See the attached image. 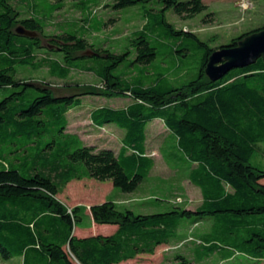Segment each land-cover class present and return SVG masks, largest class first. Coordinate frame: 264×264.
I'll return each mask as SVG.
<instances>
[{"label":"trees","instance_id":"trees-1","mask_svg":"<svg viewBox=\"0 0 264 264\" xmlns=\"http://www.w3.org/2000/svg\"><path fill=\"white\" fill-rule=\"evenodd\" d=\"M145 3H155V8L146 12L145 23L134 32L136 53L129 64L142 65V71L131 79L129 73L116 70L128 61L132 49L116 53L75 33L45 34L40 18L22 17L9 0H0V87L19 90L0 101V256L4 260L122 264L141 254L153 255L160 245L185 240L180 229L187 222L191 227L209 221L210 232L197 244L198 261L214 253L223 259L241 253L264 262V162L259 154L264 144V58L217 81L205 72L214 50L236 46L264 27L213 47L192 30L176 28L166 16L173 10L192 18L207 10L205 0H116L113 7ZM60 7L54 3L50 10ZM19 26L37 35H20ZM102 26L96 22L94 31ZM197 50L199 65L190 76L186 62ZM160 53L172 58L168 70L148 71ZM80 59L86 64L78 67L75 61ZM30 66L47 68L60 79L80 68L95 74L100 84L76 83L67 92H57L44 81L20 78L18 69ZM90 95L132 101L125 107H95L90 113L96 128L112 124L125 130L118 152L84 145L67 132L69 111ZM156 119L172 138L171 151L163 147V158L174 169L180 166L200 189L201 205L191 210L175 203L166 211L136 214L106 199L90 207V219L97 225L116 226L115 230L77 234L87 220L86 207L69 208L58 195L71 181L83 179L110 180L123 192L135 191L156 164L147 151V126Z\"/></svg>","mask_w":264,"mask_h":264},{"label":"rangeland","instance_id":"rangeland-1","mask_svg":"<svg viewBox=\"0 0 264 264\" xmlns=\"http://www.w3.org/2000/svg\"><path fill=\"white\" fill-rule=\"evenodd\" d=\"M115 1L9 0L22 17L40 18L45 34L75 33L86 38L89 43L98 48H108L116 53L132 49V55L128 61L117 68L116 73H129V78L134 79L142 71V65L129 64L135 58L136 53V48L132 47L134 32L142 28L146 20L143 19L146 12H153L152 8H155V3L116 9L113 7ZM205 2L208 6L207 10L192 18L178 16L173 10H170L166 14L167 19L178 29H190L197 33L201 39L210 41L213 47L225 44L231 38L247 31L264 27V0H205ZM54 3H58L61 7L51 12L50 5ZM209 14L211 15L208 16ZM98 21L103 23L102 29L94 31ZM44 45H47V41H44ZM162 47L165 50L167 46L163 45ZM39 52L46 51L40 49ZM198 52L197 50L195 55H189L186 62L190 76L194 75L199 65L200 52ZM161 53L153 65L148 67V71L164 73L168 70L172 58H164ZM58 57L62 58L63 55L60 54ZM82 60L75 61L78 67L86 64ZM174 61L176 60L174 59ZM18 74L24 80L44 81L57 92H67L66 88L76 83L100 84L99 78L95 74L80 68L73 69L67 79L51 76L47 68L38 70L31 66L19 68ZM11 91L19 90L18 88L0 87V101ZM131 102L126 98L87 96L82 99L81 106H74L69 111L70 125L67 132L78 136L84 145L110 147L118 152L122 146L125 130L112 124L106 125L102 129L96 128L91 123L90 113L95 107H125ZM147 136V151L155 158L156 164L150 176L135 191L123 192L119 188H114L110 180L83 179L71 181L58 195L59 199L69 208L78 205L86 207L87 220L82 227H78L77 234H109L114 231L116 226L95 225L90 219V207L106 199L115 200L121 209L129 208L136 214L166 211L175 203L186 205L191 210H195L201 205L203 197L200 189L190 183L180 166L178 169H174L163 158V147L166 145L168 152L171 151L172 138L160 119L149 122ZM259 154L264 162V144L259 146ZM158 198L164 201L161 202ZM150 204H154V206ZM188 224L189 222H187ZM187 225L180 229L185 240L160 245L155 254H141L136 259L122 264H264V262L259 263V261L241 253H236L228 259H223L218 253H214L208 258L198 261L195 253L197 244L202 235L210 232L211 224L209 221H203L191 227ZM0 264H22V258L16 257L8 261L0 256Z\"/></svg>","mask_w":264,"mask_h":264},{"label":"water","instance_id":"water-1","mask_svg":"<svg viewBox=\"0 0 264 264\" xmlns=\"http://www.w3.org/2000/svg\"><path fill=\"white\" fill-rule=\"evenodd\" d=\"M16 31L28 37L37 35L23 26H19ZM262 57L264 58V28L246 35L236 46H222L214 50L208 59L205 72L211 81H217L231 70L250 66Z\"/></svg>","mask_w":264,"mask_h":264},{"label":"crops","instance_id":"crops-1","mask_svg":"<svg viewBox=\"0 0 264 264\" xmlns=\"http://www.w3.org/2000/svg\"><path fill=\"white\" fill-rule=\"evenodd\" d=\"M94 223V222H93ZM95 225H97L96 223H94ZM115 230V229H114ZM81 236H84V235H81Z\"/></svg>","mask_w":264,"mask_h":264}]
</instances>
